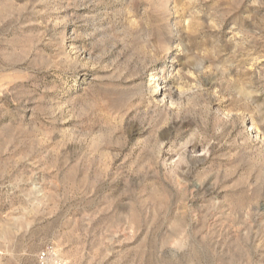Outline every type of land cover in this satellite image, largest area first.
I'll return each mask as SVG.
<instances>
[{"label": "rangeland", "instance_id": "obj_1", "mask_svg": "<svg viewBox=\"0 0 264 264\" xmlns=\"http://www.w3.org/2000/svg\"><path fill=\"white\" fill-rule=\"evenodd\" d=\"M0 264H264V0H0Z\"/></svg>", "mask_w": 264, "mask_h": 264}]
</instances>
